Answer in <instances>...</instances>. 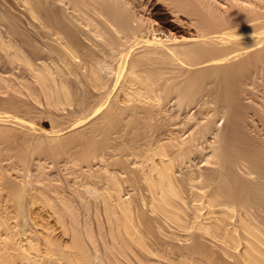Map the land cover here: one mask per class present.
Listing matches in <instances>:
<instances>
[{"label": "bare ground", "instance_id": "bare-ground-1", "mask_svg": "<svg viewBox=\"0 0 264 264\" xmlns=\"http://www.w3.org/2000/svg\"><path fill=\"white\" fill-rule=\"evenodd\" d=\"M131 1L15 0L26 6L37 23L45 20L40 25L49 27V37L39 25L36 28L44 32L37 29L39 35L50 39V58L28 59L14 46L10 34L1 31L0 48L9 63L24 61L29 65L30 85L50 105L64 107L77 99L86 106L98 98L100 105L94 110L92 103L90 115L100 116L103 125L110 123L109 117L117 119L115 114L130 110L131 117L126 116L132 124L117 141L115 156L120 165L130 159L137 165L133 176L145 190L143 205H133L134 201L125 197L116 172L111 175L112 183L103 189L90 181L85 184L103 204V213L100 206L97 211L109 228L106 256L114 264H264V215L258 217L251 211L253 205H247L252 198L239 165L256 164L262 160L259 155L264 158V149L251 131L255 117L247 113L255 95L260 94L255 93L259 89L264 93V0H146L154 9L146 14ZM40 4L49 11L42 10ZM8 82L0 74V85L9 86ZM256 84L262 87L253 88ZM249 86L256 91L250 96L255 99L247 100ZM88 88L98 92L90 96ZM15 100L14 105L18 104ZM212 104L219 107L209 109ZM21 121L18 116L1 113L0 131L19 130L26 136L38 129L30 122L20 129L17 124ZM50 130L45 131L47 138L43 137L53 151L61 135ZM208 150L210 155L205 153ZM200 153L205 154L198 162ZM212 156L218 166L203 169L199 163L210 164ZM22 184L17 195L25 203L23 217L35 226L30 235L40 243L33 264L101 263V247L95 245L97 250L90 251L84 229H75L76 219L72 221L74 229L52 233L58 224L65 227L63 216L43 191L29 192V174ZM23 195H27L25 201ZM165 226L188 233H165ZM91 228L85 231L93 242ZM16 248L31 258L28 247Z\"/></svg>", "mask_w": 264, "mask_h": 264}, {"label": "rangeland", "instance_id": "rangeland-1", "mask_svg": "<svg viewBox=\"0 0 264 264\" xmlns=\"http://www.w3.org/2000/svg\"><path fill=\"white\" fill-rule=\"evenodd\" d=\"M139 1L142 3H140ZM135 2H137V5H135ZM145 2L146 0H138V1L134 0V2L132 3L136 6L137 9L139 7L141 9L142 7L143 9H146L144 8V6L147 7L146 9L147 11L145 10L143 11V9L138 10L140 11L141 14L150 13L149 11L152 10L154 12V9L151 8L152 7L150 5L151 3L149 1L147 3ZM40 5H42L41 6L42 10L44 11L47 10L45 7H43L44 6L43 4ZM45 6L47 7V5ZM43 15H46V13L44 12ZM45 19H48V17ZM37 20L38 19L36 18L32 19L30 12L26 8V6L16 4L15 0H0V31L4 32V34H10L12 43L14 44V46H16V48L21 49V52L25 57H28V59H31L32 61L38 62L42 58L49 60L50 39L47 38L49 36L46 35L49 33V27L44 25L45 27L43 29L40 25V23L41 22L44 23L45 20L40 21V23L39 22L37 23L36 22ZM37 25H39L45 33L43 31H40L41 28H36L38 27ZM37 29L39 30V32L44 33L45 34V35L43 34L44 36H47L45 37L46 39L42 37V34L39 35ZM41 48H43L44 50ZM38 49H40L44 53H42ZM0 74L3 75L9 81L8 82L9 86H6L4 84L0 85V114L6 113L20 117L23 120L21 121L22 123L17 124V127H19L20 129L24 128V124L25 123L27 124L28 122L32 123L33 125L35 124L36 126L35 125L34 126L38 128V129L35 128L36 130L34 131L32 130L33 132L32 134L26 136H23L19 130H12L10 132L9 131L5 132L4 131L5 129H2L3 132L2 130L0 131V163H2L3 165V167L0 166V263L1 264H33L32 261L34 259L35 261H37L38 258L37 254L40 243L36 238L34 239V237H31L32 235L31 233L35 230V226L32 223L26 221V219H24L23 217L24 211L22 204L25 203L20 201V197L17 195L19 194V191L22 192L21 190L23 189L22 182L25 181L26 175L29 174L32 179V184L28 186L29 192L41 194V192L43 191L42 195L45 197L47 196L48 198L51 197L50 199H52V204L54 205L55 209H57L60 212V214L63 216L65 227H63L61 224H58L57 229H54L52 233H56L57 231L58 233L62 232V229H74L75 227L74 225L76 223L75 229H81V230L84 229V231L83 230L82 231L85 237L87 238V241H89L90 244L89 246L92 247L90 248V251L92 250L91 252H95L97 250L93 248L95 245H96L95 247L97 248L101 247L98 248L100 249L98 252H100L99 255L101 257V263L100 262L97 263L114 264L111 261V259L107 258L106 256L107 250H106L105 242L106 240H108L106 229L109 228L106 222H104L105 219H103L104 216L102 215L103 212L101 211L103 208V204L101 200L98 201V199L93 197L87 191L85 184H87V182L90 181L89 183H97V187L99 189H103L106 183H107L106 186L112 183L109 181L114 180L112 176L116 172L117 176H119V180L120 181L122 180L121 184L123 186V194H125V197H130L131 200L134 201V202L132 201L133 205L136 204L139 207L143 205V203H141L142 200L141 197H142V193H144L145 190L141 188L143 187L141 184L138 185L137 183L139 181L138 178H137L138 181H135L136 177L134 178L133 176L137 174L135 173V171L137 170L135 169V167H137V165L132 163L133 159H130L128 161L125 160L126 165H122V164L120 165L117 161V156H115V153L117 152L116 150L117 148L116 144L118 143L117 141H120L122 138L125 137L126 135L125 132L129 130L132 124L131 123L132 119L129 118V116L131 115L130 110L129 111L126 110L124 115L121 112L120 114L123 115V116L121 115L122 117L120 115L118 116L117 114H115L113 117L117 119H111L112 117L111 118L109 117L108 119L110 123H108L107 125H103V121L99 120L100 116H95L94 114L90 115V113H92L100 105L99 101H97L98 98L92 102L94 106L93 108L94 110L92 109V103L89 105L87 104L86 106H84L85 105L84 103L80 105V102L77 101V99L70 101L68 104H65L64 107L63 106L60 107L57 105V107H60L57 109V107L55 106L56 104L54 105L53 103L50 105L45 100L46 98L43 94L41 93L35 94V87L33 88L29 83V81L32 78L31 77L32 72L29 65H27L24 61H15L13 64L9 63L7 59L4 57V52L1 50V48H0ZM20 78H24L23 82L20 80ZM257 84L256 86L252 85L253 88L256 87V89H259L262 87L260 86L258 88ZM251 87L249 86L248 88V92L250 94H249V99L247 98V100H250L252 98L255 99L254 95L252 98H250V96L253 94L254 91V90L252 91ZM250 89L252 92H250ZM262 90L263 89H261L260 91L259 89L258 91L260 92L254 91V93L256 92L255 94L257 95L258 93L261 94L263 92ZM87 91H89L88 94L90 96H93V94L98 92L95 91L93 93L91 88H88ZM78 92L79 94H81V90H79ZM260 94H259L260 97L255 95L256 99L253 101L254 103H252L251 105L248 104L251 108L249 106L247 107L248 108L247 113L249 114V117H253V118L255 117L253 122H255L257 126L255 124L253 125L254 128L257 130L253 129L251 131L252 133L254 132L253 133L254 135L255 134L257 135V136L255 135L254 140L256 142L258 141L257 144L260 142L258 146L260 145L259 147L264 149L263 147L264 145H262L264 144V108H262L264 107V98H262L264 97L262 96L264 95V93H262V95ZM15 99H18V104L16 105H14L13 103L14 101H16ZM191 105H189L188 108H190ZM214 105L215 104H212L208 108L212 109V107L214 108L216 106ZM83 106L84 108L86 107L85 110ZM86 111L87 113H85ZM127 113L129 114V116L128 115L126 116ZM92 116L93 118H91ZM217 117L218 119L220 118L219 115ZM110 120H112V122ZM178 121L181 122V119H179ZM90 122H92V124ZM223 122H224V118H221L220 123ZM54 123L57 125V128L55 129L52 128V124ZM118 123L120 124L118 125ZM192 124L193 123H191V125ZM95 125L97 126L96 128ZM98 128H100V130L102 129L101 131L103 133L100 130L95 131V129ZM50 129H52V132L54 130V134L61 135V140L59 142L60 144L57 145L59 148L58 147H57L58 149L54 148L55 150L53 151L52 149L50 150V148L48 147L47 144L48 140H45V138H47L46 137L47 133H45V131L47 132V130ZM59 131L60 133H57ZM120 133L123 134L121 135ZM83 134H87V135H83ZM119 134L120 136L118 137ZM43 136H45V138ZM112 136L114 138H112ZM208 137L212 138L211 135H209ZM210 138H208L209 141H211ZM213 140L214 138L212 139V141ZM44 142H47L46 143L47 146L46 144H44ZM62 143L63 145H61ZM42 146L44 148H42ZM54 152L56 153L54 154ZM208 152L209 150L205 153L208 155ZM204 154L200 153L199 154L200 156L197 158V160L201 159V157L203 158ZM103 155L105 156L103 157ZM258 157H257L258 160L259 159L264 160V158H260L262 156L259 155ZM212 158H214V160ZM212 160L215 161L216 160L215 157L212 156L210 158L211 161L210 164H208L205 161H202L199 164L200 165L203 164L202 166L203 169L206 170L213 169L217 167L219 163H217L218 160H216L215 162H212ZM261 161H258L256 164L255 163L252 164L249 161V163H247L248 166L246 164H242V165L239 164L242 168L241 169L239 166V168L241 169L239 170L241 171L242 178L244 179L243 182L246 181L244 185L245 187L248 188V191L250 193L249 196L250 198H252V199H248L247 205L248 206L253 205L252 206L253 208L250 207L251 211L258 213L257 215L258 217L259 214L260 217L261 215H264V162L262 163ZM203 162H205V164ZM250 164H252V166ZM205 165L208 167H206ZM258 165L261 167H259ZM73 173H75V176ZM90 174L92 175L90 176ZM5 177L8 180H6ZM105 178L107 180H105ZM6 181H8L9 183ZM247 182L248 183L250 182L249 183L250 185ZM127 191L129 194L125 193ZM23 196L21 197V199L25 201L27 195L26 196L23 195ZM252 200L254 201V204ZM257 203L259 204L257 205ZM66 204H68V207L65 206ZM97 206H100L98 207V209L102 213H100V211H97L98 210ZM69 208H71V210H69ZM258 208L260 209L258 210ZM47 209L50 210L49 208ZM46 210H44L43 212L45 215H48L49 213H46ZM150 217L152 216L150 215ZM50 218L52 219V217ZM74 219H76L75 220L76 222L73 221ZM72 221L75 223H73ZM100 226L102 227L99 228ZM8 228L10 229V231ZM21 228H23L24 230ZM90 228H91L90 234L95 235V237H93L94 235L92 236L94 239L93 242L95 243H93L92 240L90 241L89 237H87L88 233L87 231H85V229H90ZM102 228L105 231H103ZM155 228H158V225L155 226ZM156 230H157L156 232H158L159 229ZM162 230H164L163 232L165 233L171 232L169 234H172L174 233V231H176L177 233L179 232V234L182 236L188 233L185 230L172 229L171 227L169 228L168 226L163 227ZM151 234L158 235V233L155 232H152ZM190 240H192V238ZM190 240L187 242H191ZM29 242H32L33 244L32 247L29 245L31 244ZM98 242H100V245ZM19 245H23L26 248L28 247L27 250H29V252L31 251L30 252L31 258H25L22 254H19L16 248Z\"/></svg>", "mask_w": 264, "mask_h": 264}]
</instances>
